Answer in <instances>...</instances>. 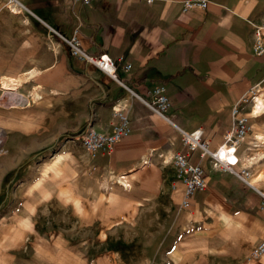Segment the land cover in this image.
<instances>
[{
    "label": "crops",
    "instance_id": "obj_1",
    "mask_svg": "<svg viewBox=\"0 0 264 264\" xmlns=\"http://www.w3.org/2000/svg\"><path fill=\"white\" fill-rule=\"evenodd\" d=\"M184 1L0 0L2 87L30 71L49 104L66 98L83 111L0 204V264H133L137 253L159 264H264L252 255L264 241V107L240 106L250 129L235 169L248 168L253 186L190 151L182 135L201 129L217 149L234 106L263 84L254 31L264 0H210L192 11ZM74 37L87 54H108L119 80L74 56L65 40ZM157 85L169 98L165 116L149 105ZM118 108L129 135L89 153L79 135L88 125L112 132ZM178 152L206 172L188 206L170 163Z\"/></svg>",
    "mask_w": 264,
    "mask_h": 264
},
{
    "label": "built area",
    "instance_id": "obj_2",
    "mask_svg": "<svg viewBox=\"0 0 264 264\" xmlns=\"http://www.w3.org/2000/svg\"><path fill=\"white\" fill-rule=\"evenodd\" d=\"M85 5L90 4L93 0H77ZM152 2L153 0H148ZM210 0H185L184 10L192 11L196 9H207ZM264 15L262 23L255 28V46L254 50L258 55L264 53ZM69 44L71 53L88 63L95 65L109 75L112 79H118V67L115 61L108 54L92 56L84 52L79 44L77 37L65 39ZM130 66H128L129 68ZM261 91L255 87L251 88L248 93L242 96L240 101L233 108L234 124L230 131L226 134L225 142L217 149L212 150L207 141L204 140V131L199 129L191 133L184 132L183 143L192 152L199 151L202 158L209 157L214 167L225 169L238 174L248 185L253 186L250 181V171L244 167L240 172H237L235 167L239 164V156L237 150L239 144L246 138L250 126L248 118L241 114L240 106L242 104L254 103V109L257 106V99ZM154 97L153 103L149 104L157 113L165 116L164 112L169 107V98L165 94V87L157 85L152 91ZM262 110V109H261ZM260 110V111H261ZM116 123L114 129L110 133H105L97 130L93 125H88L78 139L89 153H97L99 150L112 149L113 146L121 141L130 133V118L127 111L124 109H115ZM170 163L176 168L178 177L185 184V197L183 204L188 206L193 196L207 187L205 169L199 163H194L190 157L183 152H178L171 159ZM264 254V241L259 243L252 252L254 257H259Z\"/></svg>",
    "mask_w": 264,
    "mask_h": 264
},
{
    "label": "rangeland",
    "instance_id": "obj_3",
    "mask_svg": "<svg viewBox=\"0 0 264 264\" xmlns=\"http://www.w3.org/2000/svg\"><path fill=\"white\" fill-rule=\"evenodd\" d=\"M18 9L14 6L12 12ZM30 73L21 76L23 83L13 89L3 88L0 78V204L12 192L16 181L29 173L27 169L31 165L38 159L46 160L44 155L61 144L58 139L78 126L83 113L67 103L66 98L60 106L49 104L46 94L35 92L31 80L36 77ZM256 88L264 100V81ZM53 137L57 138L56 142L52 141ZM141 240L136 239L137 243ZM145 247L140 245L141 249ZM130 256L133 264L160 262L159 255L137 253Z\"/></svg>",
    "mask_w": 264,
    "mask_h": 264
},
{
    "label": "bare ground",
    "instance_id": "obj_4",
    "mask_svg": "<svg viewBox=\"0 0 264 264\" xmlns=\"http://www.w3.org/2000/svg\"><path fill=\"white\" fill-rule=\"evenodd\" d=\"M16 10V9H15ZM14 10V11H15ZM18 83L21 84L23 83L22 79L18 78ZM257 102V106L255 108V112L258 113L260 112V110L264 107V100L260 97H258V99L256 100ZM124 178V177H123Z\"/></svg>",
    "mask_w": 264,
    "mask_h": 264
}]
</instances>
